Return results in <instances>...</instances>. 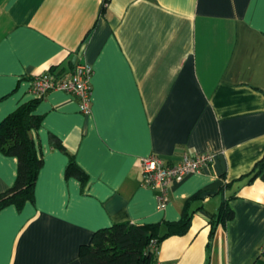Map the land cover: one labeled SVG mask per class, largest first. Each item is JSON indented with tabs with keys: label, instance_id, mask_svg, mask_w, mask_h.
<instances>
[{
	"label": "crops",
	"instance_id": "crops-1",
	"mask_svg": "<svg viewBox=\"0 0 264 264\" xmlns=\"http://www.w3.org/2000/svg\"><path fill=\"white\" fill-rule=\"evenodd\" d=\"M76 64L92 69L91 113L70 93L40 100L34 203L0 211V264H81L94 232L178 221L198 192L203 209L186 235L159 245L157 261L257 264L264 181L238 180L264 155V0H0V122L33 99L35 76L55 68L67 79ZM207 153L208 170L169 185L159 210L140 160ZM68 155L88 177L83 189L65 177ZM16 173L0 153V193ZM225 200L234 218L207 248L209 215Z\"/></svg>",
	"mask_w": 264,
	"mask_h": 264
},
{
	"label": "trees",
	"instance_id": "trees-1",
	"mask_svg": "<svg viewBox=\"0 0 264 264\" xmlns=\"http://www.w3.org/2000/svg\"><path fill=\"white\" fill-rule=\"evenodd\" d=\"M59 73L51 68L47 74L59 78ZM40 100L42 99L33 98L23 103L0 122V153L17 160L14 184L6 192L0 193V211L9 206L21 211L26 203H34L35 186L43 165L32 136V132L37 131L42 123V117L35 114ZM51 144L67 154L59 140L53 137ZM65 177L76 179L82 189L87 184L88 177L77 165L73 155H68ZM241 180H246V185H251L256 180L264 181V155L238 181ZM201 199V192L186 199L180 219L175 222L161 221L141 226L121 223L94 232L90 241L79 247L81 264H155L156 250L165 239L182 237L188 233L193 215L203 209L201 206H194ZM209 216L207 248L211 247L217 227L232 221L234 212L228 200H225L217 213Z\"/></svg>",
	"mask_w": 264,
	"mask_h": 264
},
{
	"label": "built area",
	"instance_id": "built-area-1",
	"mask_svg": "<svg viewBox=\"0 0 264 264\" xmlns=\"http://www.w3.org/2000/svg\"><path fill=\"white\" fill-rule=\"evenodd\" d=\"M91 75L90 66L76 64L71 77L67 79L50 74L35 76L30 83L28 93L35 99H43L52 91L70 93L79 100L80 112L89 115L91 113ZM213 160L214 156L207 153L193 157L184 156L179 162L168 164L156 155H149L142 158L139 163L142 184L144 187L158 191L157 206L159 210H164L169 203L166 196L167 187L173 183L181 182L186 176L208 170ZM260 256L264 257V243L260 250ZM155 264L164 263L156 261Z\"/></svg>",
	"mask_w": 264,
	"mask_h": 264
},
{
	"label": "rangeland",
	"instance_id": "rangeland-1",
	"mask_svg": "<svg viewBox=\"0 0 264 264\" xmlns=\"http://www.w3.org/2000/svg\"><path fill=\"white\" fill-rule=\"evenodd\" d=\"M263 262H264V257L263 256H260V259L257 262V264H262Z\"/></svg>",
	"mask_w": 264,
	"mask_h": 264
},
{
	"label": "water",
	"instance_id": "water-1",
	"mask_svg": "<svg viewBox=\"0 0 264 264\" xmlns=\"http://www.w3.org/2000/svg\"><path fill=\"white\" fill-rule=\"evenodd\" d=\"M75 60H76V58L74 57V58H73V60H72V62L74 63V62H75Z\"/></svg>",
	"mask_w": 264,
	"mask_h": 264
}]
</instances>
